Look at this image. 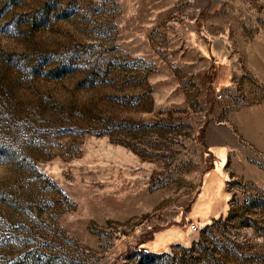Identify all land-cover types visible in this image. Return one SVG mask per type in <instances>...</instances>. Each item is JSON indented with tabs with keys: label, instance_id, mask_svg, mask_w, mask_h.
<instances>
[{
	"label": "rangeland",
	"instance_id": "1",
	"mask_svg": "<svg viewBox=\"0 0 264 264\" xmlns=\"http://www.w3.org/2000/svg\"><path fill=\"white\" fill-rule=\"evenodd\" d=\"M0 264H264V0H0Z\"/></svg>",
	"mask_w": 264,
	"mask_h": 264
},
{
	"label": "crops",
	"instance_id": "2",
	"mask_svg": "<svg viewBox=\"0 0 264 264\" xmlns=\"http://www.w3.org/2000/svg\"><path fill=\"white\" fill-rule=\"evenodd\" d=\"M214 173V174H213ZM215 174H217L215 177H214V175ZM217 179H222L221 178V176H220V174L219 173H215L214 171H210V172H208V175H207V178H206V181H205V183H206V185L207 184H209V183H215V180H217ZM199 201V200H198ZM197 204V203H196ZM181 240H186V239H181ZM172 244H167L166 246H164L162 249H160V250H165V249H167V248H169L170 246H171Z\"/></svg>",
	"mask_w": 264,
	"mask_h": 264
},
{
	"label": "built area",
	"instance_id": "3",
	"mask_svg": "<svg viewBox=\"0 0 264 264\" xmlns=\"http://www.w3.org/2000/svg\"><path fill=\"white\" fill-rule=\"evenodd\" d=\"M194 229H197V226H194Z\"/></svg>",
	"mask_w": 264,
	"mask_h": 264
},
{
	"label": "water",
	"instance_id": "4",
	"mask_svg": "<svg viewBox=\"0 0 264 264\" xmlns=\"http://www.w3.org/2000/svg\"><path fill=\"white\" fill-rule=\"evenodd\" d=\"M147 249V248H146Z\"/></svg>",
	"mask_w": 264,
	"mask_h": 264
}]
</instances>
